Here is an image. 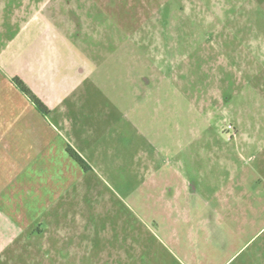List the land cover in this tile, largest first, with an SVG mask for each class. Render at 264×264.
Instances as JSON below:
<instances>
[{
  "label": "rangeland",
  "instance_id": "obj_1",
  "mask_svg": "<svg viewBox=\"0 0 264 264\" xmlns=\"http://www.w3.org/2000/svg\"><path fill=\"white\" fill-rule=\"evenodd\" d=\"M4 1L8 15L22 5ZM24 9L66 39L68 87L49 99L41 171L11 210L26 238L0 241V264H241L264 252V230L250 227L231 261L210 241L219 219L264 220L227 206L264 203V0ZM17 30L7 23L0 47Z\"/></svg>",
  "mask_w": 264,
  "mask_h": 264
},
{
  "label": "crops",
  "instance_id": "obj_2",
  "mask_svg": "<svg viewBox=\"0 0 264 264\" xmlns=\"http://www.w3.org/2000/svg\"><path fill=\"white\" fill-rule=\"evenodd\" d=\"M21 1L22 5L8 15L5 14L10 12L8 3L0 0V35L7 23H15L18 28L16 34L0 47V241L3 242L26 238L24 217L14 215L11 210L24 203L27 188L32 190L35 185L31 182L35 163L40 166L42 160V121L50 127L46 119L48 115L42 117L41 112L15 86L13 79H21L47 106L50 114L55 105H51L49 99L67 92L68 87L62 83L59 88L57 74L64 58L63 50L67 49L66 39L49 22L39 18V11L27 14L24 9L26 0ZM65 80L74 82V76ZM44 142L45 145L50 144L46 137ZM38 170L41 168L35 171L38 173ZM227 206L232 209L237 206L239 210H264V203L259 208L246 203ZM255 218L229 216L219 219L213 230L215 236L210 237V241L214 242L215 248L230 256L229 261L233 260L238 254H233L235 244L241 240L248 241L252 233L249 227L256 235L264 230V220ZM241 264H264V252L249 254Z\"/></svg>",
  "mask_w": 264,
  "mask_h": 264
},
{
  "label": "trees",
  "instance_id": "obj_3",
  "mask_svg": "<svg viewBox=\"0 0 264 264\" xmlns=\"http://www.w3.org/2000/svg\"><path fill=\"white\" fill-rule=\"evenodd\" d=\"M13 82L15 86L25 94V96L32 102L37 110L41 112L42 115L47 116L50 114L47 106L26 86V84L19 78H14ZM66 153L83 169L87 170L86 163L79 158V156L71 149L67 148Z\"/></svg>",
  "mask_w": 264,
  "mask_h": 264
}]
</instances>
